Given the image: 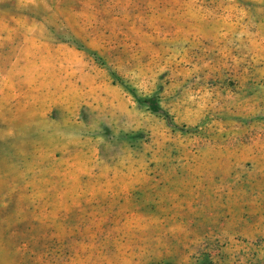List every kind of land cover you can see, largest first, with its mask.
Returning a JSON list of instances; mask_svg holds the SVG:
<instances>
[{
	"label": "rangeland",
	"instance_id": "obj_1",
	"mask_svg": "<svg viewBox=\"0 0 264 264\" xmlns=\"http://www.w3.org/2000/svg\"><path fill=\"white\" fill-rule=\"evenodd\" d=\"M0 264H264V0H0Z\"/></svg>",
	"mask_w": 264,
	"mask_h": 264
}]
</instances>
